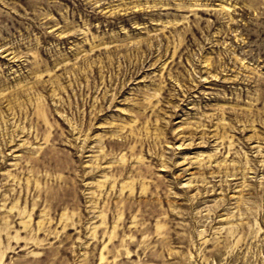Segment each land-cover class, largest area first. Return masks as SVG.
<instances>
[{"label": "rangeland", "instance_id": "374dc122", "mask_svg": "<svg viewBox=\"0 0 264 264\" xmlns=\"http://www.w3.org/2000/svg\"><path fill=\"white\" fill-rule=\"evenodd\" d=\"M0 264H264V0H0Z\"/></svg>", "mask_w": 264, "mask_h": 264}]
</instances>
